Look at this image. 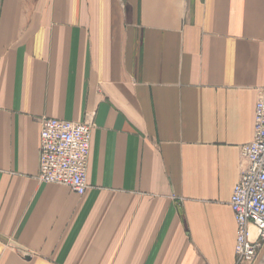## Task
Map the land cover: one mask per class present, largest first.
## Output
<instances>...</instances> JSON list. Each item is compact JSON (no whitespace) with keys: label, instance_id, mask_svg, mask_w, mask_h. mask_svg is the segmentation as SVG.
Here are the masks:
<instances>
[{"label":"crops","instance_id":"crops-1","mask_svg":"<svg viewBox=\"0 0 264 264\" xmlns=\"http://www.w3.org/2000/svg\"><path fill=\"white\" fill-rule=\"evenodd\" d=\"M263 87L264 0H0V264H234ZM42 118L92 122L82 196Z\"/></svg>","mask_w":264,"mask_h":264},{"label":"built area","instance_id":"built-area-1","mask_svg":"<svg viewBox=\"0 0 264 264\" xmlns=\"http://www.w3.org/2000/svg\"><path fill=\"white\" fill-rule=\"evenodd\" d=\"M92 122H40L38 181L86 191ZM239 177L230 198L236 225L234 264H253L264 243V87L257 92L252 140L239 149Z\"/></svg>","mask_w":264,"mask_h":264}]
</instances>
